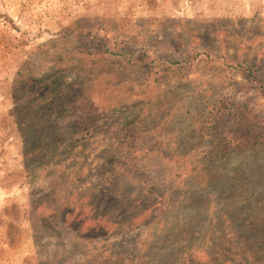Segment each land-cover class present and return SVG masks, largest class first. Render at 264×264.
Wrapping results in <instances>:
<instances>
[{
  "label": "rangeland",
  "instance_id": "1",
  "mask_svg": "<svg viewBox=\"0 0 264 264\" xmlns=\"http://www.w3.org/2000/svg\"><path fill=\"white\" fill-rule=\"evenodd\" d=\"M243 111L264 0H0V264H264V141L200 153Z\"/></svg>",
  "mask_w": 264,
  "mask_h": 264
},
{
  "label": "trees",
  "instance_id": "2",
  "mask_svg": "<svg viewBox=\"0 0 264 264\" xmlns=\"http://www.w3.org/2000/svg\"><path fill=\"white\" fill-rule=\"evenodd\" d=\"M43 79H33V78H26V82H29L30 84H33L34 82L41 81ZM51 87L53 86L51 90L46 92L45 96L47 95L48 99H53V97H57V95L60 98H63V94L57 86H54V82H51ZM53 96V97H52ZM115 107V106H114ZM116 106L114 109L111 108L109 110H104L103 113H101L100 117L98 119H92L90 122H87L84 126V135H87L90 133L91 127L97 128L98 123H107L113 121L116 116V112L119 111L121 108H117ZM121 111V110H120ZM123 114V113H122ZM246 112H241L237 115V120L235 121V127L232 129H226L222 130L221 132L218 133V141L217 146L209 147L206 151L200 152L203 153L202 157H208V158H213V157H219V156H224L228 155L229 149L231 148L230 151L232 150H240L244 149L247 147L249 144H256L259 142L264 141V132L262 131H257L256 128L253 125H250L249 123H246L245 118H246ZM130 119H123L122 121L119 122L120 124V129L116 133L117 137L119 138L118 140H130L132 138H135V135H140L142 134L141 131L136 130V124L138 125V116H135V114L130 115ZM135 127L134 130L132 127ZM95 130V129H94ZM62 141V138L60 136H55L53 142H48L45 144H42L38 147H36L37 150L44 151L46 148L59 144V142ZM118 148L113 149L115 152L117 151ZM126 149V148H125ZM40 151V152H41ZM127 156L131 155L133 151H136V148H130L128 147V150H126ZM165 152V151H164ZM116 155V154H115ZM200 154L195 153L194 157H199ZM103 193H106L109 197L112 195L111 192L107 189V187H104L102 189ZM249 231H253V229H249Z\"/></svg>",
  "mask_w": 264,
  "mask_h": 264
}]
</instances>
